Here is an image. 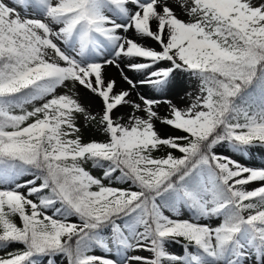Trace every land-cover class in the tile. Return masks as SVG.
Here are the masks:
<instances>
[{
    "label": "snow or ice",
    "instance_id": "6c2138e0",
    "mask_svg": "<svg viewBox=\"0 0 264 264\" xmlns=\"http://www.w3.org/2000/svg\"><path fill=\"white\" fill-rule=\"evenodd\" d=\"M218 146L264 149V0H0V264H264V167Z\"/></svg>",
    "mask_w": 264,
    "mask_h": 264
},
{
    "label": "rangeland",
    "instance_id": "374dc122",
    "mask_svg": "<svg viewBox=\"0 0 264 264\" xmlns=\"http://www.w3.org/2000/svg\"><path fill=\"white\" fill-rule=\"evenodd\" d=\"M115 72H116V70H115ZM108 73H109V71H108ZM128 75L134 76V77L138 76V74H135V73L130 72V71L128 72ZM118 76H119V74H118ZM117 81L119 83V86H123L124 85L126 88L128 87L123 81L120 80V78ZM184 82L186 84V86H184V93H186L185 90H187V92L188 91H192L194 86L192 84H190L187 80H184ZM81 96L84 98V103L88 104L90 99L88 98L87 93L83 89H81ZM182 96L185 97L183 99L184 101L183 102H178L177 104L183 107V106H186L189 103V98H187L184 94ZM94 101L99 103V101L96 100V99ZM185 101H186V103H185ZM91 111H92V114H96V112H94L93 110H91ZM159 111L161 112L162 115L166 113V110L165 109L161 110V107L159 108ZM128 112H129L128 108H122L116 114H117V116H121V115L127 116ZM98 119H99V117L97 116V120ZM77 122H78V125L81 126V129H82V133H83L82 139L83 140H85V141L93 140V139H95V140H104L105 136H104V134L102 132L101 126L98 125L96 121H91V120L85 121L83 117H79ZM158 127H160L162 135H169L170 133H172L171 130L165 129L163 126H159L158 125ZM173 134L178 135L179 133L177 134V133L173 132ZM218 151L233 155L235 158L242 159V162H244L247 166L257 167V168L264 167V149H259L258 148V149H255V150H250L251 154H250V156H248L246 158L238 157L235 153H231L230 150L227 149L226 147L222 148V147L218 146ZM175 154L176 155H180L178 152L175 153ZM157 155H163V153H158ZM256 157H258V159H256ZM91 172H92L93 175L97 176L98 178H102V170L93 169L92 168ZM98 174H100V175H98ZM105 183H108V181L106 180ZM114 186H119V185L114 184ZM255 186H257V185H250V186H247V187L251 188V187H255ZM180 218L187 219V218H189V216H188L187 213H185ZM72 219H75V218H72ZM13 247H22V246H18L17 245V246H13ZM167 250L170 253H172V254H176V255H182L183 254V248H182V244L181 243H172V244H170L167 247ZM96 254L103 255V253L100 252L99 250H97ZM135 254L142 255V256H149L150 255V253H148V252H138V253H135ZM46 259L47 258H45V264H46ZM56 260H57V264H66V260L63 257H57ZM248 264H256L255 256L251 257V260L248 262Z\"/></svg>",
    "mask_w": 264,
    "mask_h": 264
},
{
    "label": "bare ground",
    "instance_id": "6f19581e",
    "mask_svg": "<svg viewBox=\"0 0 264 264\" xmlns=\"http://www.w3.org/2000/svg\"><path fill=\"white\" fill-rule=\"evenodd\" d=\"M186 18V17H185ZM108 71H109V75L110 76H112L113 78H115V79H119V76H118V74L115 72V70L114 69H112V68H109V69H107ZM184 86H186V84H185V82H184V80H183V83H182V86L181 87H179V88H177V89H175L171 94H170V96H169V98L170 99H173V102H175V103H178V102H183L184 100V96H182L183 94L185 95V93H184ZM121 88H126L124 85L123 86H120ZM142 91H145V89H141ZM186 92H187V90H185ZM95 100V99H94ZM93 99H90V101L88 102V104H91V106H92V108H91V110H93L94 112H98L99 111V108H100V102L98 103V102H95ZM185 103H186V101H185ZM87 104V103H86ZM161 107V110H166V105H161L160 106ZM118 113V112H117ZM117 115V114H116ZM170 132V131H169ZM178 134V133H177ZM169 135H176V134H173V132L172 133H170ZM256 159H258V157H256ZM89 169H90V171L92 170V168H91V166H90V164L87 166ZM98 175H100V174H98Z\"/></svg>",
    "mask_w": 264,
    "mask_h": 264
}]
</instances>
